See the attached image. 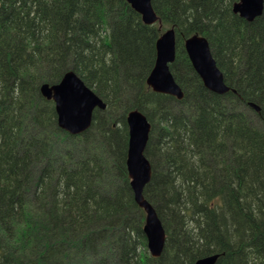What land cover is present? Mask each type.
<instances>
[{
    "label": "trees",
    "instance_id": "1",
    "mask_svg": "<svg viewBox=\"0 0 264 264\" xmlns=\"http://www.w3.org/2000/svg\"><path fill=\"white\" fill-rule=\"evenodd\" d=\"M238 1L151 0L160 29L125 0H0V264H69L77 253L92 264L109 243L117 264H194L212 254L217 264H264V11L248 23L232 12ZM172 27L179 101L146 85L156 41ZM194 34L235 93L204 88L184 51ZM67 71L106 104L78 136L57 126L39 93ZM131 110L151 124L143 196L166 233L157 259L146 253L126 171ZM103 181H117L113 194Z\"/></svg>",
    "mask_w": 264,
    "mask_h": 264
},
{
    "label": "water",
    "instance_id": "2",
    "mask_svg": "<svg viewBox=\"0 0 264 264\" xmlns=\"http://www.w3.org/2000/svg\"><path fill=\"white\" fill-rule=\"evenodd\" d=\"M125 1L141 16L145 25H153L158 21L151 0ZM263 11L264 0H239L232 8L235 15L248 23L259 18ZM175 45L173 28L165 31L157 39L155 63L146 79V84L156 93L181 100L184 93L170 71V65L175 61L176 56ZM184 50L205 89L219 96L230 91L206 38L200 35L188 37L184 42ZM39 93L46 100L53 101L57 126L72 136L80 135L91 127L95 110L106 109L104 101L73 71L65 72L56 84H42ZM248 106L257 112L260 110L255 103H248ZM125 122L128 127L125 165L130 179L129 187L135 204L145 215L142 232L147 251L152 258H159L166 242L165 230L154 207L143 196V190L149 184L152 173L151 164L145 156L151 125L139 110L130 111ZM219 259V254H213L198 259L194 264H217Z\"/></svg>",
    "mask_w": 264,
    "mask_h": 264
},
{
    "label": "rangeland",
    "instance_id": "3",
    "mask_svg": "<svg viewBox=\"0 0 264 264\" xmlns=\"http://www.w3.org/2000/svg\"><path fill=\"white\" fill-rule=\"evenodd\" d=\"M178 73L179 74H182L183 75V73L181 72V69H179V71H178ZM105 110H103L101 113H103ZM100 113V112H99ZM246 113L248 114V117H249V119H251V121H253V122H255V119H254V117H253V113L251 112V111H249V110H246ZM100 115V114H99ZM101 116H102V114H101ZM95 139H96V135H94L93 136ZM59 140H61V139H59L58 137H56L55 136V138H53V142L55 143L56 141H59ZM57 143H59V142H57ZM81 143V142H80ZM86 143H93V141H92V139H90V140H87L86 141ZM81 146V145H80ZM83 146V145H82ZM91 146L92 145H90L89 147L91 148ZM83 148H85L86 149V152H84V154H86L87 153V147L86 146H83ZM77 150V149H76ZM76 150H74V155H75V159H78V158H80V157H82V154H81V152L80 151H76ZM89 152V151H88ZM98 155H99V157L101 158V163L102 164H104V162H105V157H106V155H105V153H103V152H98ZM109 169H111L110 167H109ZM106 180H108L107 178H105L104 179V181H106ZM103 181V182H104ZM117 182V181H116ZM111 183V184H109V185H106V182H104V185L107 187V189L109 188L110 190H112V192L110 193V194H113L114 192H115V189L113 190V188H115V186L117 185V183ZM112 185H113V187H112ZM109 190V191H110ZM110 243L106 246V245H103V244H101V247H100V249L99 250H97V252H94L93 253V258L97 261L98 260V258H96V257H99L98 255H100V256H104V257H107V260H108V263L109 264H117L118 262L115 260V253H114V249L112 250L111 248H110ZM146 253H147V255L149 256V253L147 252V250H146ZM78 253L74 256V258H75V260H73V261H71V263H69V264H87V262H89V260L87 261V260H85V255L84 254H82V255H79L80 256V260H78ZM94 261V263H92V264H99V262L97 261ZM96 262V263H95Z\"/></svg>",
    "mask_w": 264,
    "mask_h": 264
},
{
    "label": "flooded vegetation",
    "instance_id": "4",
    "mask_svg": "<svg viewBox=\"0 0 264 264\" xmlns=\"http://www.w3.org/2000/svg\"><path fill=\"white\" fill-rule=\"evenodd\" d=\"M160 23H161V20H160ZM175 40H176V31H175ZM175 47H176V45H175Z\"/></svg>",
    "mask_w": 264,
    "mask_h": 264
},
{
    "label": "bare ground",
    "instance_id": "5",
    "mask_svg": "<svg viewBox=\"0 0 264 264\" xmlns=\"http://www.w3.org/2000/svg\"><path fill=\"white\" fill-rule=\"evenodd\" d=\"M93 150V149H92Z\"/></svg>",
    "mask_w": 264,
    "mask_h": 264
}]
</instances>
